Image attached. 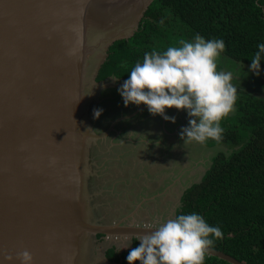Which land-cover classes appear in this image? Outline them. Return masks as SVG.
I'll return each mask as SVG.
<instances>
[{
	"label": "water",
	"instance_id": "obj_1",
	"mask_svg": "<svg viewBox=\"0 0 264 264\" xmlns=\"http://www.w3.org/2000/svg\"><path fill=\"white\" fill-rule=\"evenodd\" d=\"M151 1L0 0V264H21L25 249L32 264H91L97 234L154 231L97 220L88 186L89 151L100 138L89 104L117 79L95 77L108 46L137 30ZM120 10L132 13L109 28L108 15ZM206 254L243 264L213 247Z\"/></svg>",
	"mask_w": 264,
	"mask_h": 264
},
{
	"label": "trees",
	"instance_id": "obj_2",
	"mask_svg": "<svg viewBox=\"0 0 264 264\" xmlns=\"http://www.w3.org/2000/svg\"><path fill=\"white\" fill-rule=\"evenodd\" d=\"M196 33L206 40L222 38V54L250 65L256 45L264 42V0H152L137 30L108 46L95 79L113 75L125 80L146 51H162ZM260 67L264 68V60ZM235 86V110L220 121L222 140L205 142L223 144L225 149L211 157L199 181L183 189L174 217L201 214L223 233L211 247L243 264H264V97ZM139 243L133 238L131 246L120 252L109 246L105 257L109 264H128V252ZM204 264L230 263L205 253Z\"/></svg>",
	"mask_w": 264,
	"mask_h": 264
},
{
	"label": "clouds",
	"instance_id": "obj_3",
	"mask_svg": "<svg viewBox=\"0 0 264 264\" xmlns=\"http://www.w3.org/2000/svg\"><path fill=\"white\" fill-rule=\"evenodd\" d=\"M77 46L69 49L75 55ZM225 49L222 38L205 39L199 33L191 40L181 39L162 51L153 48L145 52L128 71V78L117 89L127 106L142 102L150 114L161 115L175 122L166 108L184 109L189 117L179 135L184 143H205L211 139L222 140L224 129L220 121L235 110L237 88L231 82L232 71L217 70V62ZM264 60V42L256 45L249 70L259 75L260 62ZM103 109L93 110L98 118ZM141 234L138 246L126 256L128 264H204L205 253L216 239H222L219 225H210L197 212L181 213L168 218ZM21 264H32L28 250L16 254ZM4 259L11 261V254Z\"/></svg>",
	"mask_w": 264,
	"mask_h": 264
},
{
	"label": "rangeland",
	"instance_id": "obj_4",
	"mask_svg": "<svg viewBox=\"0 0 264 264\" xmlns=\"http://www.w3.org/2000/svg\"><path fill=\"white\" fill-rule=\"evenodd\" d=\"M218 63L220 70L234 73L231 81L234 85L264 97V68L260 67L259 75H256L249 70V65H242L224 54H221ZM117 79L108 78L106 82L109 85L99 90L97 100L91 101L89 104L90 120L95 119L93 110L96 108L103 109L98 117L103 119V122L106 118H114L121 110L125 109L124 111L127 113L131 109L128 105L125 106L123 98L117 91L124 80ZM166 109L174 111L175 121L178 122V129H175V135L171 136L172 140L166 136L163 139L164 143H161L160 139L163 134L158 132L160 129L151 132V130H156L155 124H158V121H149L146 131L151 137L148 140L151 145H139L132 154L130 150L127 153L116 149L110 141L97 142L95 140L91 144L88 161L91 175L88 186L92 194L94 217L100 222L109 223L123 215V219L128 218L130 221L146 219L158 225L168 218H174V212L180 203L183 189L191 183L199 181L208 168L211 157L217 151L225 149L223 144L207 146L206 143L180 142L178 135L182 126L188 124L189 117L184 109L178 110L175 107ZM126 120L121 123L119 128L117 127L115 137L118 135L120 138L126 137L127 126H133L132 122ZM170 122L172 121L169 120L167 124ZM173 123L175 122L171 124ZM135 124H137L136 121ZM138 125L139 129L134 133V130H130L134 135L142 137L143 125ZM125 139L128 142L132 141V139ZM146 147L150 156L152 151L160 150L165 153L161 164L155 165L151 158L141 153V150H145ZM117 154L121 155V158ZM96 178L99 179L96 180ZM157 191L160 193H156ZM97 205L101 211L95 209ZM130 244L129 238L122 240L114 236L99 237L97 234L91 246L89 256L91 264L109 262L105 257V251L109 246H116L120 252L130 247Z\"/></svg>",
	"mask_w": 264,
	"mask_h": 264
},
{
	"label": "flooded vegetation",
	"instance_id": "obj_5",
	"mask_svg": "<svg viewBox=\"0 0 264 264\" xmlns=\"http://www.w3.org/2000/svg\"><path fill=\"white\" fill-rule=\"evenodd\" d=\"M109 77V76H108ZM103 80V79H102ZM102 80H97V81H102ZM119 80V79H117ZM123 80V79H122ZM128 106L131 108L130 110L127 111V113H125V109L121 110L120 112H118V114L116 116H114V118H106L103 122V119L100 118H95L90 120L91 124H92V129L94 130V132L98 135L97 138V142H103V141H110L113 144V147H115L116 149H119L120 151H125L128 153V150L132 152L135 151V148L139 147V145H148V144H144L146 141L141 140L143 137L150 139V136L148 134L147 130V124L149 121H154L157 122L158 124H155V128L156 129H160L161 135L163 134V136H161L160 142H163V139L165 137V134L163 133V130H171V132L175 131V129H178V125H177V121H175V123L171 124L172 122H170V124H167L169 122V120H165L161 115L156 114H150L147 110V107L143 104V102L140 105H136L132 102H130L128 104ZM167 115L169 116H176V114H174V111L166 109L165 110ZM126 119H128V121L132 122L133 126H127V131L131 133V130H134L133 133L135 132V130L139 129V125L141 126L143 125V133H145L147 136H142L141 138L138 137L137 134H133L131 133V138L132 141L128 142L125 140V138H120V136H114L117 130V127L119 128V126H121V123L123 121H127ZM108 120V121H107ZM121 121V122H120ZM135 121L137 124H135ZM126 131V132H127ZM174 134H169V136H167L168 138H170L171 136H173ZM149 136V137H148ZM118 137V138H117ZM113 139V140H112ZM149 143V142H147ZM97 148L100 150V147L97 145ZM94 149V147H93ZM124 149V150H123ZM141 153L146 154L148 156V158H151V161H153L155 163V165L157 164H161V160L164 158V152H161L160 150L157 151H152V155L150 156V152H148L147 147L145 150H141ZM119 155V154H117ZM152 156H154V158H152ZM118 157H121V155H119ZM99 178H96V180ZM98 186V185H97ZM156 193H160L159 191H157ZM141 195V194H140ZM98 206H96L95 209H98ZM100 208V207H99ZM99 210V209H98ZM101 211V210H99ZM123 215H121L120 217L114 219L112 222H120L121 224H137V225H144V226H150V225H155L149 221H147L146 219H142V220H138V221H133V220H128L127 219H123L122 218ZM109 222V223H112ZM157 226V225H155ZM99 237H101L102 235L98 234ZM103 237V236H102ZM137 239V238H136ZM131 243L133 241V238L130 239ZM138 242H140L137 239ZM131 246V244H130Z\"/></svg>",
	"mask_w": 264,
	"mask_h": 264
},
{
	"label": "bare ground",
	"instance_id": "obj_6",
	"mask_svg": "<svg viewBox=\"0 0 264 264\" xmlns=\"http://www.w3.org/2000/svg\"><path fill=\"white\" fill-rule=\"evenodd\" d=\"M131 13H132V11L124 12L123 10H120V11H118L117 14L115 13V14L108 15L109 18H108L107 26L109 28L118 26L120 23L125 21L126 17L128 18L131 15ZM100 23H101V21H100ZM105 239H109V238H105Z\"/></svg>",
	"mask_w": 264,
	"mask_h": 264
},
{
	"label": "crops",
	"instance_id": "obj_7",
	"mask_svg": "<svg viewBox=\"0 0 264 264\" xmlns=\"http://www.w3.org/2000/svg\"><path fill=\"white\" fill-rule=\"evenodd\" d=\"M177 129V128H176ZM158 129H156V130H151V132H155V131H157ZM176 131V130H175ZM175 131H173V132H171V130H163V133L165 134V137L166 136H169V134H174L175 135ZM126 133V137L125 138H127V139H132L131 137V134L130 133H128V132H125ZM143 133V132H142ZM130 134V135H129ZM148 134H149V132H148ZM147 134V135H148ZM145 133H143L141 136H147ZM173 135V136H174ZM149 137V136H148ZM164 137V138H165ZM178 137H180V142H182V143H184V141H183V139L181 138V136L180 135H178ZM139 138H141V137H139ZM171 138V137H170ZM150 139H151V137H150ZM126 140V139H125ZM141 140H143V141H146L144 144H148V145H151L150 143H147L148 142V140L149 139H147V138H145V137H143ZM171 140H172V138H171ZM142 145V144H141ZM175 147H177V146H175ZM181 147L179 146V149H180ZM181 151V150H180ZM180 154H181V152H180ZM119 156V155H118ZM119 158H121V157H119ZM181 162H182V158H181Z\"/></svg>",
	"mask_w": 264,
	"mask_h": 264
}]
</instances>
